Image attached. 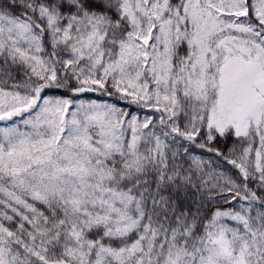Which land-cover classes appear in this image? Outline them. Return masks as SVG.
Here are the masks:
<instances>
[{"label": "snow or ice", "instance_id": "1", "mask_svg": "<svg viewBox=\"0 0 264 264\" xmlns=\"http://www.w3.org/2000/svg\"><path fill=\"white\" fill-rule=\"evenodd\" d=\"M0 264H264V0H0Z\"/></svg>", "mask_w": 264, "mask_h": 264}]
</instances>
